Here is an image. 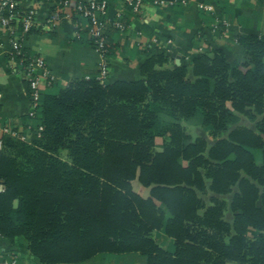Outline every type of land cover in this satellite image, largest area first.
Wrapping results in <instances>:
<instances>
[{
	"label": "trees",
	"instance_id": "obj_1",
	"mask_svg": "<svg viewBox=\"0 0 264 264\" xmlns=\"http://www.w3.org/2000/svg\"><path fill=\"white\" fill-rule=\"evenodd\" d=\"M107 2L108 18L124 9L123 21L134 23L130 7ZM25 15L14 22L19 31ZM44 34L56 31L39 23L25 40ZM110 35L108 63L120 46ZM71 41L95 48L85 33ZM238 42L243 68L222 50L207 51L192 61L193 80L158 54L142 62L140 80L81 78L57 94L42 89L25 132L2 137L0 237L24 241L40 264L127 253L147 264H264V43ZM235 113L260 121L229 131ZM196 116L216 140L210 147L187 135L183 123ZM233 188L230 203L218 197Z\"/></svg>",
	"mask_w": 264,
	"mask_h": 264
},
{
	"label": "crops",
	"instance_id": "obj_2",
	"mask_svg": "<svg viewBox=\"0 0 264 264\" xmlns=\"http://www.w3.org/2000/svg\"><path fill=\"white\" fill-rule=\"evenodd\" d=\"M155 1L160 0H144L139 14L129 16L134 23L129 25L124 35L119 36L112 31L113 29L106 30L120 46L109 59V74L107 80L104 83L100 82L101 84L140 80L142 62L148 56L158 54H164L168 58L165 68L186 66L188 76L193 80L195 78L192 61L202 53L222 50L231 65L242 67L247 61V51L238 40L257 36L264 43V0H164L166 3L163 5L155 4ZM57 3V0H23L21 5L34 7L38 21L46 24ZM203 5L210 7L212 11H206ZM216 20L229 23V31L225 35L211 30ZM79 21L88 28L87 20L80 17ZM74 30L73 21L67 19L58 23L54 29L56 35H32L24 41L25 48L45 61L49 78L42 82V87L46 93L57 94L75 79L97 78L99 75L103 62L102 55L86 42L71 41L74 38ZM156 38L159 40L158 43L153 42ZM168 40L172 43L167 44ZM25 79L21 69L12 60L9 35L6 33L0 35L2 128L25 132L30 109ZM235 115L239 117V121L231 125L229 131L238 126L254 128L247 117L238 113ZM183 126L193 140L205 138L209 147L216 142L204 129L201 116L185 121ZM4 135L0 132V151L4 147L2 141ZM233 189V193L218 197L230 203L237 191ZM141 193L145 197L149 196L148 189ZM211 196L213 193L204 196L208 205L211 204L209 201ZM225 219L229 222L233 220L230 210L225 213ZM153 236L155 239L163 237L160 231L154 232ZM11 260H15L17 264H40L28 252L24 241L0 237V264L2 261ZM81 264H147V259L139 253L104 254Z\"/></svg>",
	"mask_w": 264,
	"mask_h": 264
},
{
	"label": "built area",
	"instance_id": "obj_3",
	"mask_svg": "<svg viewBox=\"0 0 264 264\" xmlns=\"http://www.w3.org/2000/svg\"><path fill=\"white\" fill-rule=\"evenodd\" d=\"M23 0H0V35L6 33L10 38L11 45V57L13 62L19 67L27 80L30 93V109L29 115L35 116L36 110L40 104L42 82L48 80V71L43 58L33 57L24 58V41L25 35L31 31V29L41 22L37 19L36 9L32 6L23 7ZM166 3L164 0L155 1V4L163 5ZM121 5L130 7L133 15H138L140 8L144 4V0H121ZM107 0H61L57 3V8L62 13H53L48 19L47 23L44 24L45 28L52 31L56 28L59 22L70 19L73 21L71 12H78L80 17H83L88 22V28L84 26L80 21L74 23V38L80 39L81 34L85 33L87 38L95 39L94 50L98 51L102 57L103 62L100 66V71L97 79L104 83L107 80L109 74V63L105 57L107 54V42L108 34L107 29L119 30L123 33L129 28V25L123 21L124 9L119 10L114 18L107 17ZM206 11H212L210 7L205 5L202 6ZM16 13H14V10ZM21 13H25L22 29L19 31L14 24L18 20V16ZM229 23L224 20H216L213 25V32L225 35L229 31ZM154 43H158L159 40L156 38L153 40ZM172 43L171 40L167 41V44ZM18 57L20 60H18ZM43 128H40L42 131ZM0 132L4 135H11L13 137L18 136L16 131H12L8 128H2L0 126ZM20 139L26 141V136H21ZM0 190H3L0 188ZM1 264H17L15 260L2 261Z\"/></svg>",
	"mask_w": 264,
	"mask_h": 264
},
{
	"label": "rangeland",
	"instance_id": "obj_4",
	"mask_svg": "<svg viewBox=\"0 0 264 264\" xmlns=\"http://www.w3.org/2000/svg\"><path fill=\"white\" fill-rule=\"evenodd\" d=\"M248 120H249L248 122H250L251 124H253L254 127H255V125L257 124V122L260 121V118L255 119L256 121H252V120H250V119H248Z\"/></svg>",
	"mask_w": 264,
	"mask_h": 264
}]
</instances>
